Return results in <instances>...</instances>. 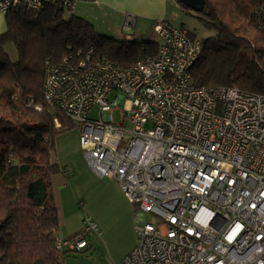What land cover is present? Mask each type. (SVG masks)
<instances>
[{
    "label": "built area",
    "instance_id": "built-area-1",
    "mask_svg": "<svg viewBox=\"0 0 264 264\" xmlns=\"http://www.w3.org/2000/svg\"><path fill=\"white\" fill-rule=\"evenodd\" d=\"M76 1L0 0V12L71 10ZM254 17L264 36V0ZM134 24L126 15L124 31ZM153 33L156 55L127 67L94 48L46 61L45 103L80 123L87 166L116 180L133 205L137 242L117 264H264V95L193 85L202 40L163 19ZM94 105L108 120L88 117ZM96 231L85 216L78 231L56 236L55 249L81 250Z\"/></svg>",
    "mask_w": 264,
    "mask_h": 264
},
{
    "label": "trees",
    "instance_id": "trees-1",
    "mask_svg": "<svg viewBox=\"0 0 264 264\" xmlns=\"http://www.w3.org/2000/svg\"><path fill=\"white\" fill-rule=\"evenodd\" d=\"M262 2L205 0L197 14L215 33L202 40L201 55L190 69L193 85L237 87L264 95V36L254 17ZM3 14L0 264H62L66 250L55 249L59 218L56 206L49 203V177L59 169L52 158L54 138L71 121L43 99L46 61L59 62L94 48L96 57L123 68L155 56L157 46L101 35L69 9L49 7L40 13L17 9ZM7 44L15 48L16 60L10 59ZM54 118L59 119V127Z\"/></svg>",
    "mask_w": 264,
    "mask_h": 264
},
{
    "label": "crops",
    "instance_id": "crops-1",
    "mask_svg": "<svg viewBox=\"0 0 264 264\" xmlns=\"http://www.w3.org/2000/svg\"><path fill=\"white\" fill-rule=\"evenodd\" d=\"M181 7L176 0H77L71 12L90 22L101 35L133 41L134 36L141 35L142 28L149 24L153 27L160 19L172 25ZM128 14L134 16L135 24L126 32L123 24ZM53 160L59 165L49 177V198L55 203L59 218L56 236H70L81 228V223L64 227L69 213L66 203L73 202L74 185H78V195L84 199L79 204L86 203L87 216L96 224L97 231L94 232L95 239L87 240V246L76 251L80 259L77 264H117L137 242L133 205L116 180L93 174L81 157ZM56 192H60L59 197Z\"/></svg>",
    "mask_w": 264,
    "mask_h": 264
},
{
    "label": "rangeland",
    "instance_id": "rangeland-1",
    "mask_svg": "<svg viewBox=\"0 0 264 264\" xmlns=\"http://www.w3.org/2000/svg\"><path fill=\"white\" fill-rule=\"evenodd\" d=\"M177 1V0H176ZM154 26V25H153ZM172 26H182L187 30V33L189 36L204 40L209 36H212L215 31L207 26L200 18L197 12L191 10V9H185V8H180V10L177 11L176 18L172 22ZM6 24H5V18L4 14L0 12V33L5 30ZM258 28V26H257ZM259 32L261 33L260 29L258 28ZM136 42H157L159 39L158 37L155 36L153 33V27L149 24L145 28L141 29V35L139 37H133ZM157 46V45H156ZM5 50L7 51L9 57L11 60H16L17 55L15 48L11 44H7L5 46ZM117 91H113L112 93L109 94L108 100L112 101L115 97L118 96ZM114 121L119 122L120 121V113L118 109H115L112 111ZM108 111H102L98 108L97 105H94L92 108L89 109L88 111V117L92 119H103V120H108ZM70 120V119H69ZM58 122L59 119L57 120ZM69 122V124L66 126V128L61 131L57 136L54 138V150L52 152V157L53 159L56 158H73V159H78L81 157V159L84 160L86 166L87 163L84 159L83 152L79 146V133H80V123L77 121H72ZM55 124V122H54ZM132 123L126 119L125 121V127L126 128H131ZM62 135V137H60ZM62 139V141H61ZM87 168L93 173V171L87 166ZM95 174V173H93ZM96 175V174H95ZM74 190L76 192L72 193L74 194L73 202L70 201V203L67 204V210L66 212L68 213V217L66 218V225L64 227H75L78 224L81 223L82 226V219L85 217V215H88L86 203H84L83 206H81L79 203L82 202L84 199L78 195L80 193V186L74 185ZM54 191V190H52ZM55 194V192H54ZM60 192H56V196L59 197ZM71 194V193H70ZM75 197L77 200H75ZM49 203H54L53 201L50 200ZM55 205V203H54ZM57 205V203H56ZM132 205V204H131ZM84 207V209H83ZM134 210V209H133ZM134 214V212H133ZM89 217V216H88ZM146 219L149 218V215L146 214ZM134 225V222H133ZM62 229H64L62 227ZM93 240L95 239L94 232H91L87 236V240ZM95 243V240H94ZM80 261L78 254L76 251H70L66 250L64 251L63 254V261L62 264H77V262Z\"/></svg>",
    "mask_w": 264,
    "mask_h": 264
},
{
    "label": "water",
    "instance_id": "water-1",
    "mask_svg": "<svg viewBox=\"0 0 264 264\" xmlns=\"http://www.w3.org/2000/svg\"><path fill=\"white\" fill-rule=\"evenodd\" d=\"M177 1L195 12H200L205 4V0H177Z\"/></svg>",
    "mask_w": 264,
    "mask_h": 264
}]
</instances>
